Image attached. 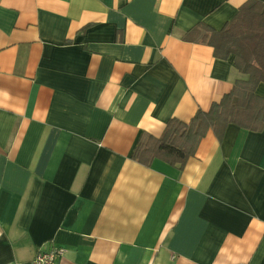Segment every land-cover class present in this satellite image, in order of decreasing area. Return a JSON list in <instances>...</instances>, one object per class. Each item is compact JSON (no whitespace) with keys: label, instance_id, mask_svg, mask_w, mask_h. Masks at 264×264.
<instances>
[{"label":"crops","instance_id":"crops-1","mask_svg":"<svg viewBox=\"0 0 264 264\" xmlns=\"http://www.w3.org/2000/svg\"><path fill=\"white\" fill-rule=\"evenodd\" d=\"M246 1L0 0V264H264V128L131 159L245 78L183 36Z\"/></svg>","mask_w":264,"mask_h":264},{"label":"trees","instance_id":"trees-1","mask_svg":"<svg viewBox=\"0 0 264 264\" xmlns=\"http://www.w3.org/2000/svg\"><path fill=\"white\" fill-rule=\"evenodd\" d=\"M194 32H201L199 40L213 49L214 58H231L235 70L245 78L235 80L232 89L207 111L196 110L188 122L170 118L159 137L142 134L131 159L145 167L160 160L182 169L209 130L220 139L230 124L251 132L264 128V97L255 93L264 84V1L247 0L220 30L199 23L183 39Z\"/></svg>","mask_w":264,"mask_h":264},{"label":"built area","instance_id":"built-area-1","mask_svg":"<svg viewBox=\"0 0 264 264\" xmlns=\"http://www.w3.org/2000/svg\"><path fill=\"white\" fill-rule=\"evenodd\" d=\"M62 255L63 250L60 248L45 247L36 253L31 264H59Z\"/></svg>","mask_w":264,"mask_h":264}]
</instances>
